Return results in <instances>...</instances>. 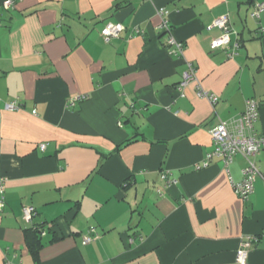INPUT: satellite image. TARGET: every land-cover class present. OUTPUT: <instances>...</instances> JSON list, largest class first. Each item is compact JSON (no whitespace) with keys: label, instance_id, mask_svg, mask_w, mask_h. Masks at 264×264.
Here are the masks:
<instances>
[{"label":"crops","instance_id":"0c3cea01","mask_svg":"<svg viewBox=\"0 0 264 264\" xmlns=\"http://www.w3.org/2000/svg\"><path fill=\"white\" fill-rule=\"evenodd\" d=\"M5 1L0 264H238L248 236L259 239L248 264H264V178L244 201L234 185L246 159L208 158L211 129L234 131L248 100L264 136V11L252 16L264 0H16L9 11ZM223 16L231 44L212 49ZM116 23L125 30L105 42ZM189 63L218 103L195 83L180 92ZM253 161L264 176V151ZM24 206L36 209L30 221ZM39 227L34 258L27 235Z\"/></svg>","mask_w":264,"mask_h":264},{"label":"built area","instance_id":"2783aa9c","mask_svg":"<svg viewBox=\"0 0 264 264\" xmlns=\"http://www.w3.org/2000/svg\"><path fill=\"white\" fill-rule=\"evenodd\" d=\"M16 0L5 1L1 9L9 11L14 8ZM264 11L263 4H257L255 6L252 16L259 17L260 13ZM165 10H161V16H163V28L168 32L169 22L165 16H167ZM214 27L220 29L222 34L219 38L215 39L211 47L212 49H228L231 44L232 27L227 16L220 17L214 21ZM1 27V23H0ZM125 30V27L121 23L106 25L101 34L105 42L109 43L113 39L119 38L120 34ZM169 53L172 56L182 55L183 45L176 43L173 39L168 41ZM235 51L231 52L229 56H233ZM189 68L183 73V80L179 85L180 92L183 91L191 84L195 83L198 89V95L202 98L208 99L212 104H216L219 101V97L215 94H211L205 91L200 82H198L196 76V70L193 64H188ZM86 96H79L75 101H84ZM20 106L18 102H13L6 105L8 110H16ZM259 119V105L255 100H248L246 107L237 122V126L234 131H230L224 123H218L211 129L210 133L213 140V152L208 158L215 157L223 162L225 167H228L237 156H242L246 159L247 165L242 171V180L234 185L235 194L242 200L247 201L254 192V184L258 178H264L260 172L259 167L253 161V158L264 151V136L257 135L255 131V124ZM47 145L42 144L40 149L44 151ZM5 185L6 178L0 173V212H4L5 202ZM23 216L25 220L30 221L36 209L33 206L23 207ZM45 235V232H42ZM94 240V237L89 233L83 237V244L88 245ZM259 239L257 237L248 236L241 241L240 247L236 253V261L238 264H248L249 252L257 243Z\"/></svg>","mask_w":264,"mask_h":264},{"label":"trees","instance_id":"16d2710c","mask_svg":"<svg viewBox=\"0 0 264 264\" xmlns=\"http://www.w3.org/2000/svg\"><path fill=\"white\" fill-rule=\"evenodd\" d=\"M43 229L44 228L42 227L35 228L34 230H32L31 232L32 234L30 233L27 235L28 247L34 258H37L40 249L42 247L41 237H42V232L44 231ZM32 235L34 237H32Z\"/></svg>","mask_w":264,"mask_h":264}]
</instances>
